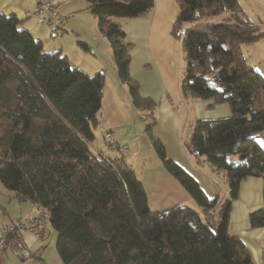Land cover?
Returning a JSON list of instances; mask_svg holds the SVG:
<instances>
[{"label": "trees", "instance_id": "1", "mask_svg": "<svg viewBox=\"0 0 264 264\" xmlns=\"http://www.w3.org/2000/svg\"><path fill=\"white\" fill-rule=\"evenodd\" d=\"M85 1L109 42L132 105L152 114L155 103L140 95L130 76L132 46L116 22L145 14L152 0ZM175 1L172 34L181 33L185 62L182 95L211 101L209 107L226 103L231 110L226 118L195 121L187 150L224 173L227 197L209 200L152 136L154 121L147 131L165 170L202 215L184 205L152 210L134 170L121 157L89 150L104 73L88 76L62 52L45 51L20 28L15 14L0 12V183L18 201L46 214L40 234L46 222L56 231L55 250L63 264H253L240 240L228 234L227 222L244 178H262L264 198V149L257 143L264 138V80L241 50L264 31L246 17L238 0ZM77 45L90 53L87 44ZM231 155L238 160L230 161ZM210 211H216L217 220ZM24 215L40 216L37 211ZM249 224L264 227V208L249 215ZM19 230L9 235L12 249Z\"/></svg>", "mask_w": 264, "mask_h": 264}, {"label": "crops", "instance_id": "2", "mask_svg": "<svg viewBox=\"0 0 264 264\" xmlns=\"http://www.w3.org/2000/svg\"><path fill=\"white\" fill-rule=\"evenodd\" d=\"M37 0H0V12L15 14L21 20L20 28L30 32L48 52H62L68 62L93 76L104 73L101 107L97 112L94 139L88 144L95 155L105 158L121 157L130 166L142 184L152 210H165L174 205L187 206L202 215L188 192L164 168L156 155L148 136L147 127L153 122L151 133L164 147L167 157L190 176L210 200L223 201L228 194L225 176L206 165L203 157L196 158L187 150L192 125L198 120H217L229 117L228 104L209 107L211 101L185 97L181 82L185 62L181 51V33L172 34V26L178 14L175 0H152L151 9L134 18L116 19L125 33L130 49L129 73L138 84L140 95L155 103L152 115L140 111L131 103L128 88L117 76L108 40L99 32L98 19L88 9L85 0H54L64 26L55 38L49 37L47 27L37 24L31 16ZM244 14V2L238 0ZM249 4L253 3L251 1ZM9 13V14H6ZM246 17L258 30L251 14ZM66 33V35H65ZM68 34V35H67ZM64 35V36H63ZM77 42L90 47L83 51ZM247 64L264 80V37L241 45ZM111 131L117 146H126L122 154L109 148L104 133ZM264 208L263 180L248 176L240 182L237 198L232 202L227 222V232L245 247L253 264H264V227L251 228L249 215ZM34 206L20 202L13 192L0 183V228L10 226L16 219L25 223L24 213L35 214ZM24 215V216H23ZM217 220V213H208ZM56 231L46 222L39 235L26 228L19 230V241L35 256L25 259L12 248L0 251V264H63L55 250Z\"/></svg>", "mask_w": 264, "mask_h": 264}, {"label": "built area", "instance_id": "3", "mask_svg": "<svg viewBox=\"0 0 264 264\" xmlns=\"http://www.w3.org/2000/svg\"><path fill=\"white\" fill-rule=\"evenodd\" d=\"M31 16L35 19L37 24L47 27L50 32V37L55 38L58 36V31L61 30L64 26V19L58 13L54 0H37L34 9L31 13ZM104 140L109 145V148L116 149L122 153V147L117 146L114 142L113 135L109 132L104 133ZM124 154V153H122ZM34 209L37 213L40 214L39 218H34L30 215H25V223H22L20 220L15 221L13 226L9 228H0V251L4 250L8 245L9 234L12 233L15 229L26 228L31 232L39 235L41 232L40 225L43 223L46 214L42 215V211L38 209L37 206H34ZM15 248L22 255L23 258H30L32 252L25 248L23 243L20 241L15 242Z\"/></svg>", "mask_w": 264, "mask_h": 264}, {"label": "rangeland", "instance_id": "4", "mask_svg": "<svg viewBox=\"0 0 264 264\" xmlns=\"http://www.w3.org/2000/svg\"><path fill=\"white\" fill-rule=\"evenodd\" d=\"M251 1L253 3L252 4H249L248 2ZM244 2V10L246 12V15L247 14H251L254 18L255 21H257L258 24L262 23L264 24V0H243ZM6 14H9V13H6ZM258 28V27H257ZM66 35V33H65ZM68 35V34H67ZM64 36V35H63ZM50 37V35H49ZM45 50V49H44ZM46 51V50H45ZM48 52V51H47ZM147 111V110H146ZM150 113V112H149ZM151 114V113H150ZM152 115V114H151ZM153 116V115H152ZM109 133H111L113 135V133L111 131H109ZM184 136H188V141L190 139V136H191V132L190 134H185ZM107 143V142H106ZM257 143L264 149V138H258L257 139ZM123 151L122 153H126L127 152V147L126 146H121ZM238 155H231L229 157V160L232 161V162H236L238 160ZM207 165V164H206ZM224 175V173H222ZM197 205V204H196ZM216 212V211H215ZM14 225V222L10 225V226H13ZM10 226H7V227H4V228H9ZM3 227V226H2ZM11 234V233H10ZM9 234V235H10ZM15 244H13V249L15 251H18L15 246ZM11 246H6L5 249L7 248H10ZM31 258V257H30ZM28 258V259H30Z\"/></svg>", "mask_w": 264, "mask_h": 264}]
</instances>
